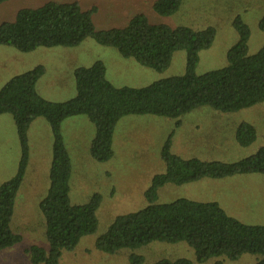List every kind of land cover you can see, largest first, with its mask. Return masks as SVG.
<instances>
[{
    "label": "trees",
    "instance_id": "trees-1",
    "mask_svg": "<svg viewBox=\"0 0 264 264\" xmlns=\"http://www.w3.org/2000/svg\"><path fill=\"white\" fill-rule=\"evenodd\" d=\"M8 1L11 0H0V4ZM182 2L157 0L153 9L161 16H171L179 11ZM95 11V8L83 11L78 3L59 2L22 9L14 21L0 25V45L29 53L40 47H77L92 38L102 46L117 49L124 58H133L141 66L157 72L167 70L174 54L184 50L186 72L144 88H116L106 77L105 65L98 61L88 68L75 69L77 93L73 99L51 102L37 91V83L46 74V69L40 65L11 78L1 88L0 115L10 114L14 119L21 158L15 176L0 186V252L21 241L12 231L11 221L29 164L30 126L36 119L44 118L53 135L50 187L40 203L50 249L31 248L32 264H59L63 251L75 249L84 236L94 234L98 227L96 211L101 196L95 195L86 205L70 202L71 162L62 134L65 120L87 116L96 127L91 156L98 162H107L113 157L114 132L123 117L153 115L177 119L180 125L184 115L203 106L234 113L264 102V47L254 55L248 54L251 33L240 17L233 21L239 39L228 52V66L197 75L200 52L210 48L215 40L213 27L202 31L189 27L171 28L151 24L146 16L139 15L124 29L99 31L93 20ZM259 28L264 32V17ZM256 137L251 124L242 123L236 130V140L242 147L251 145ZM170 145L169 139L162 151L166 171L153 178L145 194L149 205L136 213L118 216L97 239V249L115 254L153 242H186L201 263L219 256L230 260L244 254L264 256V226L240 222L217 202L179 199L168 204L156 203L158 190L165 185H185L236 175L264 176V148L249 158L224 163L183 159L170 152ZM133 260L143 262L140 257ZM155 264L192 262L178 259ZM257 264H264V258Z\"/></svg>",
    "mask_w": 264,
    "mask_h": 264
},
{
    "label": "rangeland",
    "instance_id": "rangeland-1",
    "mask_svg": "<svg viewBox=\"0 0 264 264\" xmlns=\"http://www.w3.org/2000/svg\"><path fill=\"white\" fill-rule=\"evenodd\" d=\"M157 0H11L0 4V25L15 20L22 9L38 8L48 2L78 3L83 11L95 8L94 24L99 31L124 29L139 15L154 25L171 28L189 27L202 31L213 27L212 46L199 54L197 75L228 66L229 50L239 36L233 21L240 17L250 29L249 55L264 47V32L259 23L264 17V0H183L177 13L161 16L153 9ZM186 51L174 54L164 72H157L124 58L115 48L87 38L77 47H40L24 53L0 45V90L13 77L43 66L46 74L37 83V91L51 102H66L76 96L74 71L100 61L106 77L116 88H144L160 80L182 76L186 72ZM144 115L126 116L117 123L113 137V157L98 162L91 156L96 127L85 115L74 116L62 124V134L70 156V202L86 205L95 195L102 198L96 211L98 227L84 236L78 246L63 251L59 264H155L161 260L187 259L192 264H257L264 256L244 254L236 260L225 256L198 261L195 250L186 242H153L138 249L107 254L96 247L118 216L136 213L149 205L145 196L156 175L166 171L163 148L170 139V152L183 159L237 162L254 156L264 148V102L234 113H223L203 106L181 119ZM242 123L254 126L256 140L242 147L236 130ZM29 164L17 194L12 231L21 237L15 246L0 252V264H32L29 250L50 249L41 201L50 187L53 160V135L44 118L36 119L29 129ZM21 146L16 125L10 114L0 115V186L18 170ZM179 199L217 202L231 217L246 225L264 226V176L236 175L224 179H202L185 185H165L158 190L157 204Z\"/></svg>",
    "mask_w": 264,
    "mask_h": 264
},
{
    "label": "crops",
    "instance_id": "crops-1",
    "mask_svg": "<svg viewBox=\"0 0 264 264\" xmlns=\"http://www.w3.org/2000/svg\"><path fill=\"white\" fill-rule=\"evenodd\" d=\"M195 110H197V109H195ZM194 111V110H193Z\"/></svg>",
    "mask_w": 264,
    "mask_h": 264
}]
</instances>
